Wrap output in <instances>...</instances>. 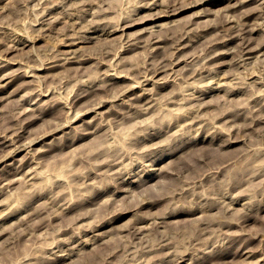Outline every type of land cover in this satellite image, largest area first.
Listing matches in <instances>:
<instances>
[{"label": "rangeland", "instance_id": "1", "mask_svg": "<svg viewBox=\"0 0 264 264\" xmlns=\"http://www.w3.org/2000/svg\"><path fill=\"white\" fill-rule=\"evenodd\" d=\"M166 1L0 0V264H264V0Z\"/></svg>", "mask_w": 264, "mask_h": 264}, {"label": "bare ground", "instance_id": "2", "mask_svg": "<svg viewBox=\"0 0 264 264\" xmlns=\"http://www.w3.org/2000/svg\"><path fill=\"white\" fill-rule=\"evenodd\" d=\"M161 1H163V0H161ZM168 1H169V0H168ZM168 1H166V2H168ZM171 1H172V0H171ZM171 1H170V2H171ZM178 1H179V0L173 1V2H171V3L168 2V3H167L168 5H166V2H165V4L162 6V7H164V8H161V9H163L164 14H162L161 12H159V13L162 14V16H158V15H157L158 13L155 12V13H157V14H156V17H155V16L153 17L152 15H149L148 18H146V19H149L150 17H153V18H150L151 21H158L159 19L164 18V17L167 18V17H171V16L178 15V14H180V13L186 11V10L189 9V8H192V7H195V6L201 4L200 2H198V1L196 2V0H195V3H194V4H196V5H193V6H192V3L194 2V1L192 0L193 2H192V3H188L187 5L185 4L186 1H183V2L181 1V3H184V4L179 5V4H178ZM187 1H188V0H187ZM189 1H191V0H189ZM199 1H200V0H199ZM202 1H203V0H202ZM216 1H217V0H216ZM223 1H224V0H223ZM230 1H231V0H230ZM245 1H246V0H245ZM147 2H148V1H147ZM147 2H145V4H146ZM262 2H263V1H262ZM262 2H261V3H262ZM152 3H153V2H152ZM162 3H163V2H162ZM179 3H180V2H179ZM202 3H203V2H202ZM236 3H238V2H235L234 4L236 5ZM145 4H144V6H146ZM147 4H148V3H147ZM177 4H178V5H177ZM234 4H233V5H234ZM149 5H150V4H149ZM231 5H232V4H231ZM260 5H261V4H260ZM262 5H263V4H262ZM262 5H261V6H262ZM156 6H157V5H156ZM63 7H64V6H63ZM151 7H152V6H151ZM154 7H155V6H154ZM148 8H149V7H148ZM152 8H153V7H152ZM262 8H263V7H262ZM262 10H263V9H262ZM161 11H162V10H161ZM260 11H261V10H260ZM248 12L250 13V11H248ZM251 12H252V11H251ZM151 13H152V12H151ZM246 13H247V12H246ZM254 13H255V12H254ZM152 14H153V13H152ZM247 14H248V13H247ZM250 14H251V13H250ZM252 14H253V12H252ZM259 14H261V13H259ZM47 15H48V14H47ZM147 15H148V14H147ZM153 15H154V14H153ZM245 16H246V15H244V17H245ZM43 17H45V16H43ZM61 17H62V16H61ZM61 17H60V18H61ZM63 17H65V16H63ZM139 17H140V16H139ZM139 17H138V18H139ZM146 17H147V16H146ZM240 17H241V16H240ZM244 17H242V19H243ZM60 18H59V19H60ZM134 18H135V17H134ZM134 18H133V21H135ZM138 18H137V19H138ZM140 18H141V17H140ZM246 18H247V17H246ZM250 18H251V17H250ZM252 18H253V17H252ZM141 19H142V18H141ZM141 19H140V20H141ZM143 19H145V18H143ZM167 19H168V18H167ZM69 20H70V19H69ZM130 20H131V19H130ZM130 20H129V22H130ZM133 21L131 20L132 23H133ZM142 21H144V20H141L140 22H142ZM145 21H147V20H145ZM148 21H149V20H148ZM227 21H228V20H224V23H226ZM229 21H230V20H229ZM229 21H228V22H229ZM242 21H243V20H242ZM136 22H137V21H136ZM136 22H135V23H136ZM228 22H227V23H228ZM243 22H245V21H243ZM247 22H249V21H247ZM42 23H43V22H42ZM135 23H133V24H131V25H134ZM142 23H143V22H142ZM138 24H139V22H138ZM221 24H223V23H221ZM68 25H69V24H68ZM70 25H71V24H70ZM239 25H240V24H239ZM32 26H34V25H32ZM72 26H73V23H72ZM95 26H96V25H95ZM116 26H117V25H116ZM124 26L127 27V25H124ZM128 26L130 27V24H129ZM217 26L219 27L220 25H216V26H214V27L217 28ZM221 26H222V25H221ZM223 26H224V24H223ZM223 26H222V27H223ZM231 26H232V25H231ZM244 26H245V25H244ZM91 27H92V26H91ZM98 27H99V26H98ZM103 27H104V26H103ZM207 27H208V26H207ZM207 27H205V28L207 29ZM241 27H242V26H241ZM246 27H247V26H246ZM67 28H68V26H67ZM67 28H65V29H67ZM73 28H74V26L72 27V29H73ZM96 28H97V27H96ZM115 28H116V27H115ZM115 28H114V29H115ZM118 28H119V27H118ZM210 28H211V26H210ZM216 28H215V30L218 31V28H217V29H216ZM68 29H69V28H68ZM72 29H70V31H71ZM76 29H77V28H76ZM88 29H89V28H88ZM92 29H93V28H92ZM100 29H101V27H100ZM106 29H108V28H106ZM114 29H113V30H114ZM222 29L224 30L225 27L222 28ZM222 29H221V30H222ZM226 29H227V27H226ZM226 29H225V30H226ZM241 29H242V28H241ZM73 30H74V29H73ZM73 30H72V32H73ZM102 30H103V29H102ZM115 30H116V29H115ZM118 30H119V29H118ZM118 30H117V31H118ZM207 30H208V29H207ZM211 30H213V29H211ZM221 30H219V31H221ZM225 30H224V31H225ZM74 31H75V30H74ZM78 31H80V30H76L75 32H78ZM92 31H93V30H92ZM111 31H112V30H111ZM117 31H116V32H117ZM203 31H205V30H203ZM242 31H243V32H247V31H245V30H242ZM250 31H251V30H250ZM66 32H67V31H66ZM88 32H91L90 29H89ZM183 32H184V31H183ZM226 32H228V31H226ZM243 32H242V33H243ZM248 32H249V30H248ZM251 32H252V31H251ZM109 33H110V32H109ZM185 33H187V31H186ZM185 33H183V34H185ZM230 33H231V32H230ZM240 33H241V32H240ZM240 33H239V34H240ZM63 34H64V33H63ZM70 34L73 35V33H69V35H70ZM183 34H182V35H183ZM215 34H216V33H215ZM218 34H219V33L216 34L217 37L220 36V35H218ZM223 34H225V33L223 32ZM247 34H248V33H247ZM65 35H67V34H65ZM69 35H68V36H69ZM77 35H79V34H77ZM180 35H181V34H180ZM182 35L180 36V37H181V38H180L181 40H182V38L184 39L185 37H187L186 35H185V37H184V35H183V36H182ZM199 35H200V34H199ZM221 35H222V34H221ZM229 35H230V34H229ZM229 35H228V36H229ZM30 36H31V35H30ZM70 36H71V35H70ZM70 36H69V37H70ZM75 36H76V35H75ZM200 36H202V35H200ZM216 36H214V37H216ZM222 36H224V35H222ZM238 36H239V35H238ZM245 36H246V35H245ZM25 37H26V36H25ZM78 37H79V36H78ZM78 37H77V39H78V41H79V38L82 37V36L80 35V37H79V38H78ZM83 37H84V36H83ZM83 37H82V38H83ZM88 37H89V36H88ZM155 37H156V36H155ZM155 37H154V38H155ZM160 37H161V36H160ZM178 37H179V36H178ZM214 37H213V38H214ZM217 37H216V38H217ZM226 37H227V36H226ZM242 37H243V36H242ZM67 38H68V37H67ZM70 38H71V37H70ZM70 38H69V39H70ZM72 38H73V37H72ZM74 38H75V37H74ZM86 38H87V37H86ZM161 38H162V37H161ZM163 38H164V37H163ZM163 38H162L161 40H163V42H164V39H163ZM167 38H168V37H167ZM174 38H177V37H174ZM221 38H222V37H221ZM221 38H220V41L222 42L223 39H225V38H222V40H221ZM230 38H231V35H230ZM230 38H228V40H229ZM233 38H234V37H233ZM239 38H241V37H239ZM26 39H27V37H26ZM29 39H30V38H29ZM83 39L85 40V38H83ZM87 39H88V38H87ZM169 39H170V38H169ZM177 39L180 40L179 38H177ZM214 39H215V38H214ZM217 39H218V38H217ZM245 39H246V38H245ZM27 40H28V39H27ZM27 40H26V41H27ZM31 40H32V39H31ZM66 40H68V39H66ZM81 40H82V39H81ZM84 40L79 41L78 43H82V42H84ZM89 40H90V39H89ZM215 40H216V39H215ZM215 40H214V41H215ZM225 40H226V39H225ZM28 41H30V40H28ZM68 41H69V40H68ZM172 41H174V40L172 39ZM212 41H213V40H211V44H213V43H217V42H212ZM217 41L219 42V40H217ZM226 41H227V40H226ZM231 41H232V39H231ZM240 41H241V40H240ZM242 41H243V40H242ZM263 41H264V40H263ZM30 42H31V41H30ZM69 42H70L69 45H73V44H72L73 41H72V42L69 41ZM147 42H148V41H147ZM160 42H162V41H160ZM160 42H159V40L150 41V42L148 43V46H147V47H148V49L151 48V47H149L150 45L155 47L156 44H159ZM170 42H171V41H170ZM175 42H177V40L174 41V43H175ZM221 42H220V43H221ZM223 42H225V41H223ZM21 43H22V41H21ZM23 43H25V42H23ZM184 43H185V42H183V43L181 42V45L184 44ZM220 43H218V44H220ZM227 43H228V42H227ZM240 43H241V42H240ZM240 43H237V44L240 45ZM67 44H68V43H67ZM67 44H66V45H67ZM75 44H76V43H75ZM132 44L134 45V43H132ZM132 44H130V45L132 46ZM135 44H136V43H135ZM146 44H147V43H145V45H146ZM170 44H171V43H170ZM186 44H187V43H186ZM209 44H210V42H209ZM225 44H226V42H225ZM237 44H236V45H237ZM247 44H248V43H247ZM17 45H18V44H17ZM69 45H68V47H69ZM145 45H144V46H145ZM163 45H166V44L164 43ZM168 45H169V44H168ZM168 45H167V46H168ZM171 45H172V44H171ZM175 45H177V44H174V46H175ZM178 45H180V44H178ZM184 45H185V44H184ZM184 45H182V46H184ZM213 45H214V44H213ZM220 45H221V44H220ZM250 45H251V44H250ZM10 46H11V45H10ZM13 46H14V45H13ZM13 46H11V47H13ZM182 46H181V47H182ZM209 46H210V45H209ZM211 46H212V45H211ZM223 46H226V45L223 44ZM223 46H222V47H223ZM259 46H260V45H257V47H259ZM8 47H9V46H8ZM11 47H9V49H10ZM128 47H129V46H128ZM145 47H146V46H145ZM160 47H161V49H162L163 46H160ZM160 47H159V46H158V47L156 46V48H159V49H160ZM164 47H165V46H164ZM170 47H171V46H170ZM172 47H173V46H172ZM172 47H171V48H172ZM185 47H187V46H185ZM207 47H208V46H207ZM212 47H213V46H212ZM247 47H248V46H247ZM126 48H127V47H126ZM156 48H155V49H156ZM179 48H180V47H179ZM182 48H184V47H182ZM182 48H181V49H182ZM209 48H210V47H209ZM218 48H219V46H218ZM240 48H241V47H240ZM259 48H260V47H259ZM11 49H12V48H11ZM127 49H128V48H127ZM127 49H126V50H127ZM151 49H152V51H155V50H153L154 48H151ZM177 49H178V48H177ZM205 49L207 50V48H205ZM250 49H251V48H250ZM255 49H256V48H253V51H254ZM257 49H258V48H257ZM179 50H180V49H179ZM212 50H213V49H212ZM237 50H238V49H237ZM244 50L247 51V49H244ZM259 50H260V49H259ZM69 51H70V50H69ZM69 51H66V53H68ZM145 51H148V50L145 49ZM149 51H150V50H149ZM152 51H150V53H151ZM158 51H159V50H158ZM215 51H216V50H215ZM239 51H240V50H239ZM239 51H238V52H239ZM246 51H244V53H245ZM8 52H9V51H8ZM70 52H71V51H70ZM70 52H69V53H70ZM177 52H178V51H175V52H173V53H177ZM216 52H217V51H216ZM216 52H215V53H216ZM250 52H251V50H250ZM144 53H146V52H144ZM147 53H148V52H147ZM156 53H157V51H156ZM211 53H212V52H211ZM223 53H224V52H223ZM242 53H243V52H242ZM70 54H71V53H70ZM153 54H154V53H153ZM169 54H171V51H170ZM206 54H207V53H206ZM206 54H205V55H206ZM209 54H210V53H209ZM216 54L219 55V53H216ZM226 54H227V53H226ZM247 54H248V53H247ZM56 55H57V54H56ZM56 55H55V56H56ZM148 55H150V54L148 53V54L146 55L147 58H148ZM171 55H173V54H171ZM213 55H214V53H213ZM223 55H224V54H223ZM237 55H240V54L238 53ZM248 55H250V54H248ZM80 56H81V54L79 55V57H80ZM84 56H85V55H84ZM153 56H154V55H153ZM156 56H157V54H156ZM173 56H174V55H173ZM173 56H171V57L173 58ZM244 56H245V55H244ZM58 57H60V56L58 55ZM71 57H72V56H71ZM73 57H75V56L73 55ZM82 57H83V56H82ZM82 57H80V60L82 59ZM157 57H158V56H157ZM157 57H156V59L160 60L161 57H160V58H157ZM164 57H166V55H165ZM167 57H168V56H167ZM169 57H170V55H169ZM56 58H57V57H55L54 60H55ZM68 58H69V56H68ZM83 58H84V57H83ZM86 58H87V57H86ZM86 58H85V60H86ZM154 58H155V57H154ZM162 58H163V57H162ZM177 58H178V57H177ZM177 58H176V59H177ZM210 58H213V57L211 56ZM247 58H248V57H247ZM63 59H64V58H63ZM73 59H74V58H73ZM76 59H77V61H78L77 56H76ZM76 59H75V60H76ZM152 59H153V57H152ZM163 59H164V58H163ZM165 59H168V58H165ZM174 59H175V58H174ZM180 59H181V58H180ZM207 59H209V57H208ZM244 59H246V58H244ZM2 60H3V59H2ZM54 60H52V61L55 62L56 65H55V64H54V65L52 64L53 66H51V67H49V68H55V67H56V68L58 69L59 66L64 65V63L67 64V63H69V62L71 61V60H66V61H64V62H61L62 64H60L59 62H58V63H59V64H58V63H56L57 61H56V60L54 61ZM80 60H79V61H80ZM83 60H84V59H83ZM158 60H157V61H158ZM161 60H162V59H161ZM161 60H160V61H161ZM177 60L179 61V59H177ZM212 60H213V59H212ZM5 61H6V59H5ZM50 61H51V59H50ZM50 61H49V62H50ZM60 61H61V60H60ZM62 61H63V60H62ZM73 61H74V60H72V63H73ZM81 61H82V60H81ZM148 61H149V60H148ZM151 61H152V60H151ZM151 61H149V64H150ZM153 61H154V60H153ZM160 61L157 62V63H160ZM207 61H208V60H207ZM235 61H236V60H235ZM240 61H241V60H240ZM74 62H76V61H74ZM85 62H86V61H85ZM163 62H164V61H163ZM176 62H177V61H176ZM2 63H3V62H2ZM2 63H1V65H2ZM8 63H9V62H6V63H4V64H7V65H8ZM44 63H45V62H44ZM72 63H71V64H72ZM97 63H98V62H97ZM154 63H155V61H154ZM154 63H153V64H154ZM161 63H162V62H161ZM172 63H173V61H172ZM172 63H171V64H172ZM9 64H10V63H9ZM11 64H12V62H11ZM41 64H43V62H42ZM82 64H83V63H82ZM82 64H81V65H82ZM98 64H101V62L98 63ZM104 64H105V63H104ZM104 64H103V65H104ZM147 64H148V63H147ZM173 64H175V62H174ZM238 64H239V61H238ZM1 65H0V66H1ZM12 65H13V64H12ZM50 65H51V63H50ZM77 65H78V64H77ZM77 65H76V67H78ZM151 65H152V62H151ZM159 65H160V64H159ZM162 65H165V64L162 63ZM168 65H169V64H168ZM3 66L5 67V65H2L1 67H3ZM41 66H42V65H41ZM43 66H44V65H43ZM48 66H49V65H48ZM65 66H66V65H65ZM65 66H64V67H65ZM172 66H173V65H172ZM172 66H171V67H172ZM174 66H175V65H174ZM44 67H45V66H44ZM46 67H47V66H46ZM76 67H74V68H76ZM147 67H148V66H147ZM149 67H150V66H149ZM153 67H154V65H153ZM153 67H152V68H153ZM156 67H157V68H155L154 75H155V74L158 75V73H160V72H162L163 70H165L164 68L167 67V66H165L164 68H162L163 70H161V68H159V66H156ZM169 67H170V66H169ZM169 67H168V68H169ZM41 68H43V67H40V69H41ZM61 68H62V66H61ZM67 68H68V67H67ZM145 68H146V67H145ZM150 68H151V67H150ZM6 69H7V68H6ZM36 69H37V68H36ZM36 69H35V70H36ZM59 69H60V68H59ZM69 69H71V67H69ZM69 69H67V70L69 71ZM76 69H77V68H76ZM76 69H75V70H76ZM83 69H84V68H83ZM108 69H109V68H108ZM108 69H107V71H108ZM148 69H149V68H148ZM169 69H170V68H169ZM53 70H54V69H53ZM72 70H73V69H72ZM72 70H71V71H72ZM80 70H82V69H80ZM109 70H110V69H109ZM111 70H112V69H111ZM113 70H114V69H113ZM115 70H117V69H115ZM4 71H5V70H4ZM60 71H61V69H60ZM62 71H63V70H62ZM76 71H77V70H76ZM76 71H75V72H76ZM119 71H120V70H119ZM121 71H122V70H121ZM121 71H120V73H121ZM143 71H144V70H143ZM143 71H142V73H143ZM148 71H149V70H148ZM9 72H10V71H9ZM20 72H21V71H20ZM46 72H47V71H46ZM52 72H53V71H52ZM63 72L66 73V75H67L66 70L63 71ZM77 72H78V71H77ZM109 72H110V71H109ZM113 72H114V71H113ZM123 72H124V71H123ZM146 72H147V70H146ZM146 72H145V73H146ZM57 73H60V72L58 71ZM64 73H63V74H64ZM106 73H107V72H106ZM120 73H118V70H117V73H116V74H119V76H120ZM142 73H141V75H142V77H143V74H142ZM147 73H148V72H147ZM152 73H153V71H152ZM152 73H151V74H152ZM190 73H191V72H190ZM5 74H6V73H5ZM5 74H3V76L1 77V80H2V81L5 80V79H7V78H9V76H8V75H5ZM11 74H12V73H11ZM11 74H9V75H11ZM15 74H16V73H15ZM18 74H19V73H18ZM54 74H56V73L54 72ZM54 74L52 73V75H54ZM81 74H82V73H81ZM114 74H115V73H114ZM124 74H125V73H123V75H124ZM127 74H128V73H127ZM127 74H126V75H127ZM135 74H138V72L135 73ZM135 74H134V76L132 75V79H133V77L135 78ZM16 75H17V74H16ZM49 75H50V74H49ZM49 75H48V76H49ZM52 75H50V76H52ZM104 75H105V73H104ZM108 75H110V74H108ZM111 75H112V74H111ZM111 75H110V77H111ZM128 75H129V74H128ZM148 75H149V74H148ZM152 75H153V74H152ZM11 76H12V75H11ZM24 76H25V75H24ZM32 76H34V75H32ZM35 76H37V75H35ZM106 76H107V74H106ZM106 76H105V77H106ZM116 76H117V75H115V77H116ZM121 76H122V75H121ZM121 76H120V77H121ZM149 76H150V75H149ZM191 76H192V75H191ZM191 76H190V78H191ZM12 77H13V76H12ZM12 77H11V79H12ZM15 77H17V76H15ZM37 77H38V76H37ZM39 77H40V76H39ZM56 77H57V74H56ZM95 77H96V76H95ZM105 77H104V79H106ZM113 77H114V76H113ZM120 77H119V78H120ZM122 77H124V76H122ZM125 77H127V76H125ZM130 77H131V76H130ZM139 77H140V76H139ZM139 77H137V78H139ZM144 77H145V75H144ZM144 77H143V79H144ZM146 77H147V76H146ZM51 78H52V77H51ZM54 78H55V77H54ZM54 78H53V79H54ZM96 78H97V77H96ZM96 78H95V79H96ZM98 78H99V76H98ZM117 78H118V77H117ZM149 78H151V76H150ZM109 79H110V78H109ZM125 79H128V78H125ZM145 79H146V78H145ZM8 80H9V79H8ZM8 80H7V81H8ZM17 80H18V79H17ZM96 80H97V82H98V79H96ZM129 80H131V79H129ZM138 80L141 81L142 78H141V79H138ZM148 80H149V79H148ZM150 80H151V79H150ZM150 80H149V81H150ZM152 80H153V79H152ZM10 81H11V80H9V82H10ZM90 81H92V80H90ZM102 81H103V79H102ZM106 81H107V80H106ZM106 81H105V82H106ZM120 81H121V79H120ZM134 81H135V80H134ZM134 81H133V82H134ZM142 81L144 82L145 80H142ZM149 81H148V82H149ZM82 82H83V84L85 83L84 81H82ZM82 82H81V83H82ZM88 82H89V81H88ZM103 82H104V81H103ZM105 82H104V84H105ZM107 82H108V81H107ZM112 82H113V81H112ZM112 82H111V83L108 82V83H109V86H110V84H112ZM114 82H115V81H114ZM137 82H138V81H137ZM137 82H135V83H137ZM145 82H147V80H146ZM145 82H144L143 84H146ZM148 82H147V83H148ZM163 82H164V81H163ZM77 83H78V82H77ZM94 83H96V82H94ZM101 83H102V82H101ZM159 83H160V82H159ZM78 84H80V83H78ZM78 84H76V85H78ZM88 84H89V83H88ZM88 84H87V85H88ZM91 84H92V83L90 82V84H89L88 86L90 87ZM113 84H114V83H113ZM154 84H155V83H154ZM160 84H161V83H160ZM15 85H17V84H15ZM80 85H81V84H80ZM84 85H85V84H84ZM92 85H93V84H92ZM96 85H97V83H96ZM99 85H100V83L97 85L98 88H96V86L94 87V85H93L92 87H94L93 89H95V88H96V89H99V88H101V87H99ZM102 85H103V84H102ZM138 85H139V83H138L136 86L138 87ZM140 85H141V84H140ZM5 86H6V85H5ZM18 86H19V85H18ZM81 86H82V85H81ZM85 86H86V85H85ZM88 86H87V87H88ZM100 86H101V85H100ZM105 86H106V84H105ZM107 86H108V85H107ZM107 86H106V88H107ZM130 86H131V85H130ZM133 86H134V85H133ZM133 86H131V88H132ZM19 87H20V86H19ZM82 87L84 88V86H82ZM102 87H103V86H102ZM2 88H3V87H2ZM85 88H86V87H85ZM104 88H105V87H104ZM106 88H105V90H107L109 87H108L107 89H106ZM139 88H140V87H139ZM142 88H143V87H142ZM102 89H103V88H102ZM112 89H113V88H112ZM123 89H124V88H123ZM77 90H79V89L77 88ZM83 90H84V89H83ZM88 90H89V88H88ZM90 90H91V89H90ZM90 90H89V91H90ZM100 90H101V89H100ZM105 90H104V91H105ZM109 90H110V89H109ZM115 90H119V89H116V88H115ZM120 90H121V89H120ZM129 90H130V88H128V91H129ZM144 90L146 91V90H148V89H145V88H144ZM47 91H48V90H47ZM86 91H87V90L85 89V92H86ZM93 91H97V90H93ZM121 91H123V90H121ZM121 91H120V92H121ZM128 91H127V92H128ZM131 91H132V90H131ZM141 91H142V90H141ZM50 92H51V91H50ZM82 92H84V91H82ZM82 92H81V94H82ZM118 92H119V91H118ZM125 92H126V90H125ZM125 92H124V93H125ZM39 93H40V92H39ZM55 93H56V92H55ZM86 93L88 94V92H86ZM86 93H85L84 96H86ZM89 93H90V92H89ZM91 93H92V92H91ZM93 93H95V92H93ZM93 93H92V94H93ZM101 93H102V92H101ZM104 93H105V92H104ZM104 93H103V94H104ZM108 93H109V92H108ZM133 93H134V92H133ZM144 93H145V92H144ZM57 94H58V93H57ZM76 94H77V93H76ZM81 94H79L78 96H80ZM83 94H84V93H83ZM92 94H91V95H92ZM96 94H97V93H96ZM96 94H95V96H96ZM114 94H115V93H114ZM114 94H113V96H116V95H114ZM122 94H123V93H121V94L119 93L118 96L120 97V96H122ZM201 94H202V93H201ZM201 94H200V95H201ZM100 95H101V94H99V96H100ZM105 95H107V94H105ZM105 95H103V96H105ZM108 95H109V94H108ZM111 95H112V93H111ZM134 95H135V94H134ZM41 96H42V95H41ZM43 96H44V95H43ZM74 96H75V95H74ZM76 96H77V95H76ZM81 96H82V95H81ZM81 96H80V97H81ZM137 96H138V95H137ZM137 96H136V97H137ZM141 96H142V95H141ZM203 96H204V95H203ZM38 97H39V95H38ZM53 97H56V100H55V98H54V100L57 101V96L54 95ZM80 97H77V98H80ZM82 97H83V96H82ZM88 97H89V96H87V99H88ZM93 97H94V96H93ZM101 97H102V95H101ZM101 97H100V99H102ZM105 97H107V96H105ZM119 97H117V98H119ZM133 97H135V96H133ZM139 97H140V96H139ZM151 97H152V96H151ZM204 97H205V96H204ZM51 98H52V97H51ZM59 98H60V97H58V100H59ZM84 98H85V97H84ZM91 98H92V96H91ZM103 98H104V97H103ZM107 98H108V97H107ZM117 98H115V99H117ZM137 98H138V97H137ZM145 98H146V97H145ZM149 98H150V96H149ZM198 98H199V97H198ZM49 99H50V98H49ZM49 99H48V100H49ZM74 99H75V97H74ZM74 99H73V100H74ZM87 99H85V100L87 101ZM92 99H93V98H92ZM113 99H114V98H113ZM124 99H125V98H124ZM135 99H136V98H134V100H133L134 102L137 101V100H135ZM152 99H154V98L152 97L151 100H152ZM38 100H39V99H38ZM76 100H77V99H75L74 101H76ZM81 100H82V99H81ZM90 100H91V99H90ZM90 100L87 101V102H88V103H91ZM93 100H96L97 102L99 101V100H97V97H95ZM103 100L106 101V98L103 99ZM128 100H130V99H128ZM131 100H132V97H131ZM140 100H141V98H140ZM155 100H156V99H155ZM155 100H154V101H155ZM55 101H54V102H55ZM78 101H79V100H78ZM82 101H83V100H82ZM91 101H92V100H91ZM96 101H95V102H96ZM113 101H114V100H113ZM124 101H125V100H124ZM138 101H139V99H138ZM143 101H144V100H143ZM147 101H148V100H147ZM147 101H145V103H146ZM152 101H153V100H152ZM100 102H104V101H100ZM106 102H109V100H107ZM149 102H150V101H149ZM52 103H53V102H52ZM72 103H74V102H72ZM92 103H93V102H92ZM137 103H138V102H137ZM140 103H141V102H140ZM34 104H35V103H34ZM76 104H78V103L76 102ZM76 104H75V105H76ZM95 104H96V103H95ZM95 104H93L94 107H95ZM106 104H107V103H106ZM135 104H136V103H135ZM149 104H151V103H149ZM149 104H148V105H149ZM90 105H91V104H90ZM99 105H100V104H99ZM99 105H98V106H99ZM131 105H132V104H131ZM136 105H137V104H136ZM139 105H140V104H139ZM139 105L136 107V106H134V104H133L132 107L134 106L135 108H138V107H140ZM141 105H142V103H141ZM151 105H153V104H151ZM73 106H74V105H73ZM101 106L103 107V104H102ZM57 107H58V106H57ZM57 107H56V108H57ZM142 107H143V106H142ZM142 107H141V108H142ZM148 107H149V106H148ZM51 108H52V107H51ZM53 108H54V107H53ZM88 108H92L91 110H93V107H88ZM88 108H87V109H88ZM96 108H98V107L96 106ZM130 108H131V106L129 105V109H130ZM141 108H140V109H141ZM145 108L147 109V107H145ZM145 108H144V109H145ZM149 108H150V107H149ZM54 109H55V108H54ZM57 109H58V108H57ZM85 109H86V108H85ZM87 109H86V110H87ZM144 109L142 108L141 110H144ZM254 109H255V108H254ZM28 110H29V109H28ZM31 110H32V109H31ZM45 110H46V109H45ZM52 110H53V109H52ZM94 110H95V109H94ZM134 110H135V109H134ZM134 110H132V111H134ZM138 110H139V109H136V112H135V113H137ZM250 110H251V108H250ZM25 111H27V110H25ZM34 111H35V110H34ZM40 111H42V110L40 109ZM55 111H56V110H55ZM57 111H58V110H57ZM81 111H82V110H81ZM87 111H89V109H88ZM18 112H19V111H18ZM23 112H24V109H23ZM27 112H28V111H27ZM32 112H33V111H32ZM82 112H83V111H82ZM85 112H86V111H85ZM92 112H93V111H92ZM116 112H117V111H116ZM142 112H143V111H142ZM250 112H251V111H250ZM20 113H21V112H20ZM83 113H84V112H83ZM112 113H114V112H112ZM139 113H140V112L138 111V114H139ZM31 114H32V113H31ZM34 114H35V113H34ZM37 114H38V113H37ZM51 114H52V113H51ZM133 114H134V112H133ZM35 115H36V114H35ZM35 115H34V116H35ZM56 115H57V112H56ZM120 115H121V114H120ZM127 115H128V114H127ZM254 115H255V114H254ZM122 116L124 117L123 113H122ZM132 116H133V115H132ZM134 116H135V115H134ZM29 117H30V116H29ZM40 117H41V116L39 115L38 118H40ZM42 117H43V116H42ZM52 117H54V114H53ZM254 117H255V116H254ZM8 118H11V117H8ZM19 118H20V117H19ZM32 118H33V117H32ZM14 119H15V117H14ZM35 119H36V116H35ZM9 121H10V120H9ZM24 121H25V118H24ZM28 121H30V120H28ZM28 121H27V122H28ZM11 122H12V120H11ZM27 122H26V123H27ZM65 122H66V121H65ZM67 122H69V121H67ZM67 122H66V123H67ZM15 123H16V121H15ZM66 123H65V124H66ZM19 124H20V123H19ZM58 124H59V123H58ZM229 124H230V123H229ZM11 125H12V124H11ZM21 125H22V124H21ZM18 126H19V125H18ZM18 126H17V124H16V128H17ZM23 126H24V124H23ZM23 126H22V127H23ZM9 127H12V128H13V126H9ZM19 127H20V126H19ZM25 127H26V126H25ZM233 127H234V126H233ZM7 128H8V127H7ZM14 128H15V126H14ZM60 128H61V126H60ZM63 128H64V127H63ZM142 128H143V127H142ZM18 129H19V128H18ZM18 129H17V130H18ZM22 129H23V128H22ZM25 129H26V128H25ZM58 129H59V128H58ZM10 130H11V128H10ZM13 130H14V129H13ZM55 130L57 131V128H56ZM146 130H147V128H146ZM19 131H20V130H19ZM22 131H23V130H22ZM58 131H59V130H58ZM7 132H8V131H7ZM9 132H10V131H9ZM16 132H17V131H16ZM16 132L14 131V133H16ZM11 133L13 134V132H11ZM154 133H155V132H153V134H154ZM4 134H5V133H4ZM4 134H3V135H4ZM12 134H11V135H12ZM17 134H18V133H17ZM17 134H14V135L17 137ZM146 134H147V133H146ZM150 134H151V132H150ZM3 135H2V136H3ZM151 135H152V134H151ZM154 135H155V134H154ZM156 135H158V134H156ZM2 136H0V137H2ZM5 136H7V135H4V136H3V138H2L3 140L0 138V149L3 148V147L10 146V145L13 144V142H11V139L13 138V136H11L12 138L10 139V141H7L6 138L4 139ZM145 136H146V135H145ZM147 136H148V135H147ZM155 137H156V136H155ZM8 138H10V135H8ZM145 138H146V137H145ZM153 138H154V136H153ZM15 139H16V138H15ZM234 139H235V138H234ZM8 140H9V139H8ZM12 141H14V140H12ZM237 141H238V140H237ZM14 142H15V141H14ZM232 142H233V141H232ZM233 143H234V142H233ZM15 144H16V143H15ZM23 146H24V145H23ZM14 147L17 148V146H14ZM24 147H25V146H24ZM17 149H19V148H17ZM4 150H5V149H4ZM4 150H3V151H4ZM3 151H2V152H3ZM9 153H10V152H9ZM6 155H7V154H6ZM6 155L4 154V156H6ZM8 155H9V154H8ZM119 156H120V155H119ZM1 160H2V158H1ZM1 160H0V161H1ZM4 160H5V159H4ZM1 162H2V161H1ZM1 162H0V163H1ZM107 162H108V161H107ZM105 163H106V162H105ZM108 163H109V162H108ZM102 164H104V162H103ZM154 164H155V163H154ZM111 165H112V164H111ZM111 165H109V166H111ZM104 166H106V165H104ZM112 166H113V165H112ZM152 166H153V165H152ZM12 168H13V167H12ZM109 169H110V168H109ZM109 171H110V170H109ZM109 171H108V172H109ZM116 172H117V171H116ZM8 173H9V172H8ZM114 173H115V172H114ZM99 174H101V173H99ZM102 174H103V173H102ZM105 174H106V173H105ZM119 174H120V172H119ZM115 175H116V174H115ZM120 175L123 176L122 174H120ZM112 176H113V175H112ZM117 176H118V175H117ZM124 176H125V175H124ZM85 177H86V176H85ZM115 178H117V177H115ZM115 178L111 177V179H115ZM118 178H119V177H118ZM115 180H118V179H115ZM0 181H1V180H0ZM119 181H120V180H119ZM13 182H14V181H13ZM116 182H117V181H116ZM141 182H142V181H141ZM118 183H119V182H118ZM9 184H10V183H9ZM122 184H123V183H122ZM236 202H237V201H236ZM248 203H249V202H248ZM258 210H259V209H258ZM259 211H260V210H259ZM248 214H249V213H248ZM249 216H250V215H249ZM247 217H248V216H247ZM247 217H246V218H247ZM242 219H243V218H242ZM220 223H222V222L220 221ZM228 223H229V222H228ZM248 252H249V251H248ZM244 253H245V251H244ZM244 253H243V254H244ZM248 254H249V253H248ZM184 255H185V254H184ZM251 255H252V253H251ZM251 255H250V256H251ZM178 256H179V255H178ZM180 256H182V255H180ZM180 256H179V258H181ZM54 258H55V257H54ZM56 258H57V257H56ZM176 258H177V257H176ZM182 258H183V257H182ZM200 258H201V257H200ZM177 259H178V258H177ZM177 259H175V260H177ZM49 260H50V259H49ZM55 260H56V259H55ZM56 261H57V260H56ZM160 261H161V260H160ZM182 261H183V259H182ZM202 261H203V260H201V261H199V262L201 263ZM40 262H41V261H40ZM158 262H159V261H158ZM174 262H175V261H174ZM41 263H42V262H41ZM156 264H157V263H156ZM193 264H194V263H193Z\"/></svg>", "mask_w": 264, "mask_h": 264}]
</instances>
